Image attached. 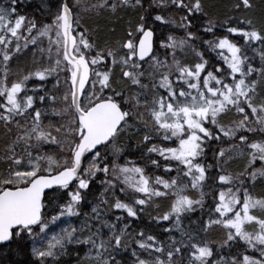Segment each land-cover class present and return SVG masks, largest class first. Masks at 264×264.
<instances>
[{"label": "snow or ice", "instance_id": "obj_1", "mask_svg": "<svg viewBox=\"0 0 264 264\" xmlns=\"http://www.w3.org/2000/svg\"><path fill=\"white\" fill-rule=\"evenodd\" d=\"M32 6L0 0V264H67L82 246L88 264H264V21H218L203 0H36L22 13ZM127 9L139 19L115 43L89 26ZM30 46L33 67L12 72ZM162 222L167 240L150 231Z\"/></svg>", "mask_w": 264, "mask_h": 264}, {"label": "trees", "instance_id": "obj_2", "mask_svg": "<svg viewBox=\"0 0 264 264\" xmlns=\"http://www.w3.org/2000/svg\"><path fill=\"white\" fill-rule=\"evenodd\" d=\"M27 2V0H26ZM152 3V0H145V7H148L149 4ZM235 3H237V0H203V4H204V8L205 11L213 18H215L218 21H223L225 20L227 17L229 16H234L237 18L240 17H252L256 20L257 25L259 26L260 23L262 21H264V0H253V4L255 5V7L248 11L245 12L243 10L241 11H236L234 9V5ZM35 4H36V0H32V7H27L22 9V13L26 12L28 14H32L34 12V8H35ZM157 12L160 11L159 9L156 10ZM155 14V13H154ZM166 15H172L174 16V18L179 21L180 17L184 14L183 12H175L174 10H168L166 13ZM139 15H140V11L139 10H132V9H127V10H119L115 16L105 13L103 15H101L100 17H96L93 16L92 19L90 21H88L89 26L91 27H95L96 23H99V25L101 26L102 29H104V35L106 36L107 39H109L110 41H112L113 43H115L118 40H121L125 34L126 31L129 27V22H131L132 24H135V22L139 19ZM41 20H44L43 17H40ZM46 22V21H45ZM196 24H201L203 23L202 20H197L195 21ZM108 28H115V31L112 33H108L107 29ZM170 27L169 26H165L162 27L160 29H158V33L157 36L160 37L161 35L163 36H167L169 34L170 31ZM195 30V29H194ZM176 35H182L183 33L179 30L176 29L174 30ZM159 33H161L159 35ZM205 39L211 38L210 36H205ZM46 43H45V47H46ZM155 47L157 48V50L162 54V50L159 49V39L156 40V45ZM25 54H30L31 58H32V51H31V46L28 50L23 51L22 53L18 54L17 56H15V58L11 61V71L12 72H18L20 70H24L26 69L23 65H21V61L25 60L26 61V67L29 69V66L32 62H28V60L25 59V57L23 55ZM206 55L210 56L212 55L211 53H206ZM163 58V57H162ZM259 60L257 58L256 63L258 64ZM25 63V62H24ZM119 71V69H117V72ZM52 83H55V80L53 79ZM52 85L49 84L48 87H51ZM136 137H133L132 143L135 144L136 142ZM6 142V137L3 135L2 132H0V148L3 147V144ZM123 143L124 144H128V140L126 138L123 139ZM233 155H235L237 157V159H235L230 165H229V171L232 172H239L242 171L244 169V166L246 164V158L240 157L239 153H233ZM139 154L137 153L136 155L132 156V159H136L138 163H143L142 161H140L138 159ZM211 158V153H209V159ZM121 163H123V159H121L120 161ZM257 166H259V164H257ZM149 173L154 172L155 170L149 168L148 169ZM156 174H163L162 173V169L160 172H157ZM174 175V173H173ZM102 191V188L100 187V185L97 183L94 188H93V193L98 197L99 193ZM253 194L254 195H264V186H262L259 182L256 184L255 188L253 189ZM91 199V198H90ZM209 204L211 203V197L208 198L207 201ZM169 204V201L166 200H161L159 202V209L160 211H164L167 209ZM83 212L85 213H89L91 211L90 207H84L82 209ZM156 211V205H153L151 208H148L146 212H144L141 216V221H136L133 224V228L130 229V231L133 230H139L137 228V225H139L140 227H143L144 225H147L150 219L149 214H155ZM200 213L197 212L195 214H192L191 218L192 220H197L199 217ZM205 219H207V217H205ZM84 220V217L81 216L80 218H76L73 217L71 218V220L69 221V223L67 225H60L59 227H80V225L82 224ZM189 224V221L187 219H185L183 221V226L187 227ZM169 222H162V227H155L153 226L150 231L152 233H154L155 235H157L158 239L160 240H167L168 237V233H164L162 231L163 227H169ZM58 227H53L52 231H58L57 230ZM175 235L177 236V238H179V233H175ZM221 237V232L218 229H214L213 231H211L206 237H204V239H207L209 241L212 240H218ZM71 250H73V252H71L70 256H66L64 257V260L67 262V264H88L87 260H85V253L87 252V248L86 247H80V248H72ZM242 250V249H241ZM77 253H79V255H77Z\"/></svg>", "mask_w": 264, "mask_h": 264}, {"label": "rangeland", "instance_id": "obj_3", "mask_svg": "<svg viewBox=\"0 0 264 264\" xmlns=\"http://www.w3.org/2000/svg\"><path fill=\"white\" fill-rule=\"evenodd\" d=\"M161 33H159V35H160ZM45 43L47 44V41L45 40ZM163 51V50H162ZM24 57H25V59L26 60H28V62H31V60H32V58H31V56H30V54H25V55H23ZM25 62V63H24ZM26 61L25 60H23V61H21V65H23L26 69H28L27 67H26ZM33 67V63L31 62V64H30V66H29V68H32ZM57 230L59 231V227L57 228ZM71 252H73V250H71Z\"/></svg>", "mask_w": 264, "mask_h": 264}]
</instances>
